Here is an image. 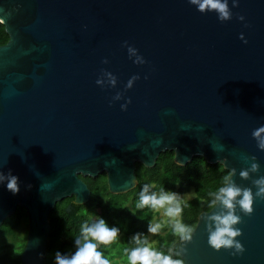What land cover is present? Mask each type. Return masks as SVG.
Here are the masks:
<instances>
[{"label": "water", "instance_id": "obj_1", "mask_svg": "<svg viewBox=\"0 0 264 264\" xmlns=\"http://www.w3.org/2000/svg\"><path fill=\"white\" fill-rule=\"evenodd\" d=\"M228 7L231 19L221 22L188 0H0L8 36L0 173L19 186L13 194L0 182V224L24 209L19 264H43L56 202H87L79 176L104 173L108 193L122 194L136 184L135 163L151 168L172 151L179 166L199 156L235 169L231 180L255 194L252 181L264 176V150L252 137L264 126V0ZM252 156L259 171L243 179ZM221 210L217 203L198 214L185 264H264V199L254 195L251 215L237 207L242 253L207 243L206 215Z\"/></svg>", "mask_w": 264, "mask_h": 264}, {"label": "trees", "instance_id": "obj_2", "mask_svg": "<svg viewBox=\"0 0 264 264\" xmlns=\"http://www.w3.org/2000/svg\"><path fill=\"white\" fill-rule=\"evenodd\" d=\"M8 36L0 23V45L7 42ZM229 172L218 163L207 164L201 157L194 156L183 166L173 162V152L164 151L158 155L153 167L145 168L135 163V186L122 194H110L107 191L105 174L100 173L94 178L79 176L89 191L87 202L82 205H71L72 197L64 198L55 203L48 215L50 233L43 264H55L57 253L71 255L75 252V236L79 234L80 224L95 217L103 218L109 227L120 229L116 243L100 250L110 258L112 264H126L123 249L130 238L141 233L147 235L148 222L156 213L149 209L137 210L135 204L138 193L145 183L155 185L157 190L163 187L167 191L185 194L193 192L188 200L189 207L184 209V223L194 226L199 213L206 212L210 197L208 193L221 186L223 177ZM70 204L71 209L66 212ZM27 219L24 209L16 207L15 211L0 224V264H19V256L24 245ZM155 247L166 251L175 237L170 230L152 236Z\"/></svg>", "mask_w": 264, "mask_h": 264}, {"label": "clouds", "instance_id": "obj_3", "mask_svg": "<svg viewBox=\"0 0 264 264\" xmlns=\"http://www.w3.org/2000/svg\"><path fill=\"white\" fill-rule=\"evenodd\" d=\"M188 2L196 6L201 13L215 11L221 22L231 19L232 13L228 7V0H188ZM232 6H238V0H232ZM238 19L243 20V17L239 16ZM128 52L130 58L131 54H136V50L132 47H128ZM103 62L107 63L106 60ZM134 63H144V61L137 55ZM107 74L111 77L109 82L114 85L116 78L111 73ZM138 78V76H133L126 87H130L132 82ZM96 83L102 85L100 79H97ZM127 103H130V100ZM125 108L126 105L121 106L122 110ZM262 134H264V126L252 132V137L256 140L259 150H264V135ZM245 160H251L252 163L249 168L241 170L239 175L243 179H249L250 173L259 171V164L255 162V156L246 157ZM234 173L235 169H232L223 177L221 186L208 193L210 197L208 208L215 209L219 203L222 210L206 215L205 227L208 233L207 243L213 250L234 249V254H238L242 253L244 249L236 239L241 235V231L235 226L242 222L241 217L236 214V210L238 207L245 215H251L254 195L264 199V176L252 181L253 186L257 189L253 194L251 188H242L231 180ZM4 180H7V189L13 194L19 191L16 176L9 173L5 177L3 173H0V182ZM154 188L155 185L148 183L142 186L138 193L135 209H149L157 213L159 218L148 222L147 235L137 233L130 238L129 246L123 249L126 264H185L182 258L185 252L184 246L191 242L195 231L194 226L183 221L184 209L190 205L185 196L167 191L163 187L150 191ZM165 229L170 230L175 240L167 247L166 251L158 250L154 246L155 242L149 240V236H157ZM119 236L120 229L115 226L109 227L103 218L95 217L85 220L80 224L79 234L75 236V252L71 255L57 253L55 264H112L111 259L106 257L100 248L101 246L104 248L112 246L118 241Z\"/></svg>", "mask_w": 264, "mask_h": 264}, {"label": "rangeland", "instance_id": "obj_4", "mask_svg": "<svg viewBox=\"0 0 264 264\" xmlns=\"http://www.w3.org/2000/svg\"><path fill=\"white\" fill-rule=\"evenodd\" d=\"M181 196H185V198L187 199V201L189 200V199H191L192 197H193V192L192 191H189V192H187V193H185V194H180ZM159 218V215L156 213V215H154V219H158ZM153 219V220H154ZM163 232V231H162ZM161 232V233H162ZM160 233V234H161ZM25 235H26V233H25ZM149 240L150 241H153V242H155V240H153L152 239V236H149ZM24 241H25V238H24Z\"/></svg>", "mask_w": 264, "mask_h": 264}]
</instances>
